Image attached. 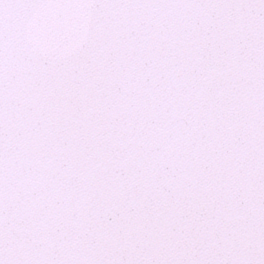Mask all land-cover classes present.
<instances>
[{"label": "snow or ice", "instance_id": "6c2138e0", "mask_svg": "<svg viewBox=\"0 0 264 264\" xmlns=\"http://www.w3.org/2000/svg\"><path fill=\"white\" fill-rule=\"evenodd\" d=\"M0 264H264V0H0Z\"/></svg>", "mask_w": 264, "mask_h": 264}]
</instances>
